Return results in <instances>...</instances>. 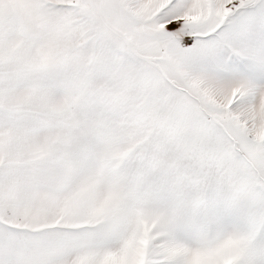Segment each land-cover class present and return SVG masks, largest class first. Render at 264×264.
Segmentation results:
<instances>
[{"label": "snow or ice", "instance_id": "snow-or-ice-1", "mask_svg": "<svg viewBox=\"0 0 264 264\" xmlns=\"http://www.w3.org/2000/svg\"><path fill=\"white\" fill-rule=\"evenodd\" d=\"M0 264H264V0H0Z\"/></svg>", "mask_w": 264, "mask_h": 264}]
</instances>
